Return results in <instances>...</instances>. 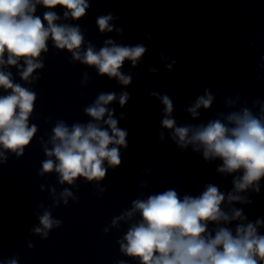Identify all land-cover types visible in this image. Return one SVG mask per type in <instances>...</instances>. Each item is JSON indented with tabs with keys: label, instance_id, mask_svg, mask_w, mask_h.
Here are the masks:
<instances>
[{
	"label": "clouds",
	"instance_id": "obj_1",
	"mask_svg": "<svg viewBox=\"0 0 264 264\" xmlns=\"http://www.w3.org/2000/svg\"><path fill=\"white\" fill-rule=\"evenodd\" d=\"M38 4L48 9L64 8L67 10L64 17L70 16L73 20L83 17L89 7L87 0H0V66L5 63L18 66L22 59L26 67L20 76L28 81L36 69L43 67L37 61L42 52L48 51L47 41L51 38L56 48L68 50L73 59L95 67L100 75L114 77L123 85L131 83V75L123 74L121 68L125 60L135 66L147 51L144 45L122 46L107 39L99 51L89 43L81 53L85 38L80 27L56 24L60 17L52 11L45 12L41 19L35 15ZM112 19L111 14L97 19L101 33L113 31L109 23ZM121 31L117 29L118 33ZM0 88L10 90L9 94L0 96V146L22 156L37 132V127H29L28 123L36 95L13 83L11 73L3 71H0ZM149 95L163 104L162 128L170 130L171 139L181 150L191 146L194 152L202 153L205 161L221 160L222 164L217 167L219 173L241 174L234 176L233 191L227 196L216 185L207 184L199 196L181 198L175 190L169 189L149 195L147 199L134 200L131 209L113 220L115 225L125 217L131 219L137 212L141 217L130 225L123 237L126 243H120L121 252L138 258L140 264H264V235L258 232L264 220L258 218L255 223L237 224L235 233L228 227L216 228L214 235L208 230L209 223L219 225L246 220L242 209L233 208L229 214L221 205L225 199L229 204H250L252 201L240 193L249 189L260 191L259 182L264 178V105L258 115L244 107L228 113L223 120L217 118L207 124L177 126L172 117V99L156 92ZM116 99L115 93L99 94L94 103L84 109L92 118L87 124L76 123L69 128L64 122H58L53 128V147L45 149L46 155L54 156L58 163L48 159L43 162L42 171L55 170L60 175V183L72 184L78 177L88 181L103 179L107 172L105 161L110 167L119 166V147H127L128 133L118 128L114 110L106 107ZM128 99L129 93H121L119 104L124 106ZM213 99V94L205 89V94L197 97L185 111L195 119L200 116L199 109L211 107ZM101 121L107 128L100 126ZM158 137L163 141L165 133L158 132ZM3 156L0 152V157ZM64 196H71V192L65 189ZM40 224L42 228L34 231L47 237V230L59 226L60 221H54L51 214L45 212Z\"/></svg>",
	"mask_w": 264,
	"mask_h": 264
}]
</instances>
